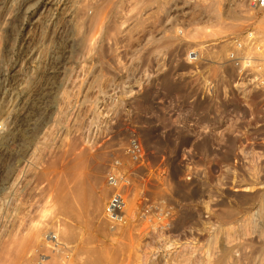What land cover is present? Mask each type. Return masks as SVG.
Wrapping results in <instances>:
<instances>
[{"label":"rangeland","instance_id":"rangeland-1","mask_svg":"<svg viewBox=\"0 0 264 264\" xmlns=\"http://www.w3.org/2000/svg\"><path fill=\"white\" fill-rule=\"evenodd\" d=\"M250 30L264 47L250 0H0V264H264L258 169L212 204L179 178L202 123L204 147L225 143L231 161L250 141L251 166L264 164V92L236 90L227 59ZM116 158L129 213L150 212L140 226L104 218Z\"/></svg>","mask_w":264,"mask_h":264},{"label":"built area","instance_id":"built-area-1","mask_svg":"<svg viewBox=\"0 0 264 264\" xmlns=\"http://www.w3.org/2000/svg\"><path fill=\"white\" fill-rule=\"evenodd\" d=\"M250 4L255 10H264V0H250ZM228 42L227 59L235 69L236 76L239 79V87L236 90L242 92L248 98H252L256 93L264 92V47L256 31H247L243 36L233 38ZM199 54L191 51L189 58L199 61ZM188 124L189 127H192L193 123L188 122ZM5 133L4 123L0 121V143L3 142ZM197 133L199 139L196 144L198 146L182 148L183 175L179 178L188 184H199L201 194L205 195L204 202L208 204L216 203L218 199L215 192L220 195L226 187L246 186L251 179L250 176H256L259 172L262 178L261 181L264 182V164L259 167L257 165L251 166L253 158L250 141L242 142L235 150L233 160L230 161L227 159L230 150L225 143L218 142L211 148L204 147L202 138L211 133L208 124L202 123ZM219 134L221 136L222 132H219ZM189 135L192 136L191 133ZM236 136L241 137L238 133ZM211 154L213 158L220 161L219 166L209 163ZM127 155L129 156V164L143 163L144 150L136 136L129 141ZM122 165L119 159H114L106 177L111 195L105 205L104 218L114 230L129 226L132 219L137 221V226H140V224L151 218L150 212L144 206V203L139 204L138 209L134 210L132 214L129 213L130 195L128 196V194L133 187V180L125 173ZM213 166H217L216 171H213ZM254 168L258 169V173L251 172L250 174V171L256 172L253 170ZM208 193H211V195ZM165 215L166 213L159 208L156 217L163 221Z\"/></svg>","mask_w":264,"mask_h":264},{"label":"bare ground","instance_id":"bare-ground-1","mask_svg":"<svg viewBox=\"0 0 264 264\" xmlns=\"http://www.w3.org/2000/svg\"><path fill=\"white\" fill-rule=\"evenodd\" d=\"M25 1H26V0H24V2H25ZM24 4H25V3H24ZM27 5H28V3H27ZM25 7H26V6H25ZM2 73H3V72H2ZM12 129H13V128H12ZM5 130H6V129H5ZM11 132H13V130H12ZM5 134L7 135V133H5ZM9 135H10V134H9ZM252 185L254 186V183L247 185L245 191H247V192H248V191H251V190L253 189V186H252ZM163 219H164V218H163ZM158 220H159V219H158ZM160 222H162V221H160ZM160 225H163V224H160ZM166 225H167V224H166ZM166 225H165V227H166ZM151 227H152V226H151ZM160 227H161V226H160ZM169 227H170V226H169ZM152 229H153V228H152ZM159 229H160V228H159ZM160 230H161V229H160ZM166 232H167V230H166ZM157 233H158V232H157ZM159 233H160V232H159ZM160 234H161V233H160ZM161 236H162V235H160L159 237H161ZM48 237H50V236H48ZM156 238H157V237H156ZM157 242H158V241H157ZM166 242H167V241H166ZM59 243H61V242H59ZM168 243H170V244H169V246L166 245L167 248H168V247H171V248L173 247V248H174V247H176L175 245L178 246V243H177L176 241H174V240H173V241H169V240H168ZM164 244H165V243H164ZM166 246H165V247H166ZM60 247H61V246H60ZM162 247H163V246H162ZM48 249H49V248H48ZM207 249H208V248H207ZM209 250H210V248H209ZM61 251H63V250H61ZM207 251H208V250H207ZM60 253H61V252H60ZM209 253H210V252H209ZM63 254H64V253H63ZM208 255H209V254H208ZM210 255H211V254H210ZM208 257H209V256H208ZM66 259H67V258H66Z\"/></svg>","mask_w":264,"mask_h":264}]
</instances>
